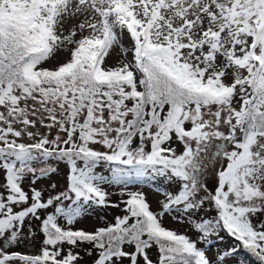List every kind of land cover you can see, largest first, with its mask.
<instances>
[{"label":"snow or ice","instance_id":"6c2138e0","mask_svg":"<svg viewBox=\"0 0 264 264\" xmlns=\"http://www.w3.org/2000/svg\"><path fill=\"white\" fill-rule=\"evenodd\" d=\"M157 181L155 211L127 189ZM109 207L114 223L76 227ZM241 249L264 264V0H0V264Z\"/></svg>","mask_w":264,"mask_h":264},{"label":"rangeland","instance_id":"374dc122","mask_svg":"<svg viewBox=\"0 0 264 264\" xmlns=\"http://www.w3.org/2000/svg\"><path fill=\"white\" fill-rule=\"evenodd\" d=\"M119 49H115L112 52L111 58L109 59V64H114L118 60V53ZM65 54L61 53L57 59L62 60L64 58ZM41 165H37V167H40ZM60 178L62 179L64 176V167L61 165V171L59 173ZM47 183V181H38L37 187L41 186L42 184ZM157 186L164 188L166 187V184L161 181H157L154 183H144V184H131L127 186V189L130 191H143L145 192L147 199L150 203L151 208L155 211L157 208V201L163 199V197L159 194L157 190ZM107 188V186H105ZM107 190L110 193L109 199L116 203L120 201V187L119 186H113L111 188H107ZM126 198V197H125ZM122 209V205H121ZM121 209L117 208H99V209H90L81 219L80 222L76 225L77 228H84L87 230H93L95 227L98 226H106L107 223H114V217L118 215H123V212ZM103 217L104 219H101ZM165 226L171 229L178 230L180 233H185L190 237L194 238V233L192 231H189L188 224L184 223H178L171 219L169 216L164 217ZM234 240L232 238L226 237L224 241H217L213 240L212 244L208 246L207 255L209 257H212L214 259V253L217 249H225L229 245L234 244ZM201 247H204L203 244L200 245ZM17 251H21L23 253H31L34 251V249L31 246L25 247L21 246L20 248L16 249ZM248 253V252H247ZM83 255V253H82ZM247 258V260H246ZM87 259V257H85ZM253 261H256L254 257H252L249 253L245 256L244 250L241 249L239 253L233 257L228 258V264H254ZM257 264V262H256Z\"/></svg>","mask_w":264,"mask_h":264},{"label":"trees","instance_id":"16d2710c","mask_svg":"<svg viewBox=\"0 0 264 264\" xmlns=\"http://www.w3.org/2000/svg\"><path fill=\"white\" fill-rule=\"evenodd\" d=\"M244 254H245V256L248 255L246 250H244ZM246 260H247V258H246ZM253 263L256 264V261H253Z\"/></svg>","mask_w":264,"mask_h":264}]
</instances>
